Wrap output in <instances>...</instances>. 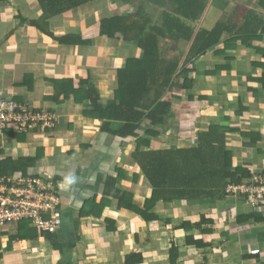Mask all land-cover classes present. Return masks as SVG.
<instances>
[{
	"label": "trees",
	"instance_id": "obj_1",
	"mask_svg": "<svg viewBox=\"0 0 264 264\" xmlns=\"http://www.w3.org/2000/svg\"><path fill=\"white\" fill-rule=\"evenodd\" d=\"M100 1L102 0H39L41 17L29 21L32 27L66 48H91L93 39L97 36L114 43L134 45L138 53L137 57L128 58L126 64L115 72L117 88L106 103L101 88L91 75L81 79L77 87L72 78L50 81L54 91L47 97L48 100L58 105L71 100L76 104H89L90 110L84 115L102 122L101 130L104 133L126 141L132 139L136 143L128 164L118 169V175L108 179L105 199L95 206L99 212H94V215L100 217L101 212L114 199L119 210L139 217L145 225L155 223L164 231L168 229L170 235H184L180 244L171 241L170 264H179L182 250L189 249L208 261L205 250L211 248L213 241L208 240L211 236L213 238L216 231L224 230L220 232L223 237L222 235L229 234L228 225H232L238 229L249 228L251 234L247 237H252V228L264 226V213L258 212L264 206H252L249 192L234 193V189L251 188L255 173L243 165L235 151L229 147L226 129L216 124L199 125L196 130H190L188 136L195 141L188 142L186 147L165 144L166 146L155 149L153 142L162 134L159 127L164 126L172 116V108L178 100L187 99L190 110L197 111L206 107L207 102H212L207 93L197 95L196 87L200 81L194 77L198 74L196 62L212 50L213 56H223L225 63L216 64L213 70L206 71L207 77L234 72L233 63L236 59L231 55L240 43L254 54L255 60L250 68L258 72L257 77L248 78L247 82L255 83L264 90V48L261 47L264 44V11L260 13L241 7L232 12L228 9L232 5L230 3L222 14L224 17L211 30L206 27L198 30L197 25L207 10L208 0H117L132 7L133 11L126 15L101 18L96 30L92 33L89 31L88 35L77 32L56 37L50 31L51 21L62 16L70 17L72 12ZM0 2L4 4L5 0ZM259 5L264 9V0H260ZM21 19L23 23L27 21ZM189 43L191 46L188 50ZM221 44H224L223 49L219 48ZM240 66L245 67L243 64ZM102 67L105 68L104 63ZM26 84L28 88L33 86L31 81L22 85ZM14 102L26 106L21 100ZM53 128H47L43 133H50ZM39 129L32 133H38ZM5 134L16 140L17 144L27 143V134L16 133L10 128ZM181 138L185 140V137ZM241 138L252 143V133H241ZM42 155L43 151H38L35 157L23 156L17 159L3 155L0 158V177L27 176ZM124 174L132 176L128 191L118 187ZM258 174L264 176V170ZM143 180L148 183L149 194L141 201L135 196V187L142 184ZM255 185L259 186L258 183ZM236 194L239 199L234 201ZM229 201L232 203H228ZM175 204L181 206L182 210L185 209L188 216L169 218L162 214L170 211L172 208L169 207ZM204 208L211 212L205 213ZM212 210H217L218 215ZM224 212L228 220L226 216L222 217ZM106 223H110L107 226L108 232L116 230L113 221L108 219ZM14 224H17L16 236L9 237L8 232L0 231V260L5 253L13 251L15 244L34 240L39 234L49 239L55 237V233L34 228L30 221ZM5 236H8L6 247L3 243ZM226 237L219 245H224V249L230 251L233 248L232 238L228 236L230 239L226 240ZM241 248L248 250L241 256V261L254 263L257 256L252 255L247 245ZM143 262L141 254L132 253L126 257V264Z\"/></svg>",
	"mask_w": 264,
	"mask_h": 264
},
{
	"label": "crops",
	"instance_id": "obj_2",
	"mask_svg": "<svg viewBox=\"0 0 264 264\" xmlns=\"http://www.w3.org/2000/svg\"><path fill=\"white\" fill-rule=\"evenodd\" d=\"M216 2L229 4V0H208L207 10L201 20L203 24L197 26L198 30L206 26L211 30L218 21L211 17L225 13L227 7L218 10L216 8L219 6ZM131 11H133L132 7L125 6L120 1L102 0L95 2L93 6L72 12L70 17L56 18L51 21L50 31L56 37L77 32L88 35L89 31L92 33L96 30L101 18L113 17L117 14L126 15ZM40 17L39 0H5L4 4L0 2V101L21 100L31 110L50 114L56 120L50 133L27 134V143L23 146L30 149L29 153L25 154L24 150L23 152L19 150L18 155L17 150L14 158L35 157L38 151H43V157L34 168L29 170L27 176H39L55 185L61 202L58 211L59 228L53 239L39 234L34 240L15 244L13 251L4 254L0 264H126V257L132 253L141 254L144 258L143 264H170V252L161 251L163 245L161 243L165 240H168L169 244L172 240L176 243L178 236L183 234L170 235L155 223L145 225L139 217L119 210L114 199L101 212L100 217L94 215V212H99L95 206L100 205L105 199L104 192L108 179L118 175V169L128 164L129 157L136 148L135 141L122 140L104 133L101 130L102 122L84 115L90 110L89 104H76L71 100L58 105L47 99L54 91L51 80L72 78L77 87L81 79H86L90 75L93 80H99L97 74L102 72L104 78L108 77L114 82L110 87L106 85L107 92H104L105 87L101 89L106 103L117 88L115 72L126 64L128 58L138 56L135 46L123 42L114 43L112 40L96 36L92 47L82 51L94 50L103 55L92 61L87 59L85 62H80L78 48L61 46L30 25V20H38ZM21 18L27 21L23 23ZM82 23H85V29H82ZM67 24H70L72 29H68ZM189 44L188 50L191 46ZM219 47L224 48V44ZM236 49L231 55L236 59L233 63L234 72L207 77L203 74L204 68L202 71L198 69L199 81L205 82L208 86L211 85L210 81H207L208 78L219 79L217 85L222 88L217 90L222 92L213 99L207 94L211 100L216 101L212 105L210 101L207 102L196 119L192 116L193 111L190 108L185 114L192 116L195 121L206 118L207 121L203 120L201 126L216 124L226 129L229 135V147L234 140H237L234 139L235 135L238 134L241 138V133H252V143L243 138L240 143L250 144L252 155L255 156V153L262 151L264 143V90L255 83L247 82L248 78L258 76V72L250 68L255 60L254 54L251 55L249 53L251 50H247L240 43ZM212 53L213 50L208 52L196 62V65L199 67L200 64L205 65L210 61L217 62L216 64L225 63L223 56L214 57ZM228 56L230 57L229 54ZM103 63L105 68L102 67ZM80 64L83 66L82 72L78 69ZM241 64L245 67L240 66ZM26 81H31L33 86L31 88H28L27 84L23 86ZM202 89V94L207 93L206 89ZM176 113V111L172 113L173 115L166 120L168 128L174 126L172 124L174 120L170 121V119L174 116L177 118ZM209 114L210 119L207 117ZM38 135L45 138L41 140L35 138L33 141L28 139ZM181 137H185V140ZM181 137L178 138L180 147H186L188 142L195 141L188 135ZM159 139L160 136L154 140L153 146ZM45 143L52 145L54 152L58 150L57 148L60 151L48 155L46 153L48 145L46 146ZM238 157L241 159L240 156ZM255 160L252 161V165L256 167L257 159ZM246 164L247 167L251 166L247 161ZM129 176L131 175L124 174L118 184V187L124 191L130 189ZM140 186L141 184H138L135 190L138 191ZM108 219L115 224L116 230L113 232L107 230L110 224L106 223ZM9 226L10 224L0 228V231L8 232L9 237L16 236L17 224L14 228ZM8 236L3 238L4 247ZM178 239L183 242L184 237ZM247 240H252V255L257 256L252 264H264V226L252 228V237H247ZM237 249L239 248L233 249L232 253L237 255L240 250ZM190 250H182L181 256H186ZM244 251L248 252V250ZM222 255L223 253L219 256ZM212 260L209 262L229 263L225 260V256L220 257L219 260Z\"/></svg>",
	"mask_w": 264,
	"mask_h": 264
},
{
	"label": "rangeland",
	"instance_id": "obj_3",
	"mask_svg": "<svg viewBox=\"0 0 264 264\" xmlns=\"http://www.w3.org/2000/svg\"><path fill=\"white\" fill-rule=\"evenodd\" d=\"M259 2H260V0H251V1L250 0H229V4L230 3L232 4V5H229L228 4L229 5V8H228V5H224V4H222V2H218V4L216 2V5L219 6V8L217 7L216 9L222 10L225 7H227L229 10L233 11V10H236L237 8L248 7V8H252L251 10H255V11H258V12L261 13L262 11H264V9L259 5ZM231 8H233V9H231ZM223 17L224 16L222 15V16L211 17V18H214L215 20H220ZM78 20H76V21L78 22ZM202 24H203V22L199 23V26H201ZM84 25H85V23H82V25H81L82 26V29H85ZM67 27H68V29L69 28L72 29V26L70 24H67ZM261 47L264 48V44L261 45ZM221 49H223V48H221ZM77 53H78V57H79V61L80 62H85V61H87V59H90L92 61V60H95L96 58H100L101 55H103V53L98 52V51H94V50H90L89 51V50H87L85 52V51H82V49H79L77 51ZM249 53H251V55H252V51L249 52ZM183 61H184V59H183ZM216 63L217 62H211L210 61L208 63L206 62L205 65H203V63H202V64H200L199 67L197 65H195L196 67L195 66L194 67L197 68V69H199V71H202V69L204 68L203 74L206 75V71L207 70H211V69L213 70L214 67H215V65H216ZM204 66H206V67H204ZM79 67L80 68H78V69L81 70V72H82L83 71V66H81V64H80ZM84 67L86 68V64L84 65ZM97 76H98L97 78L99 80L96 81V84H98L101 89H103V87H105L104 88V92H107L106 91V85H108L110 87V85H112L114 83L113 80L112 79L109 80L108 77L107 78H104V74L102 72H101V74H97ZM194 77H196L197 79H200V77L197 76V74L194 75ZM216 80L217 79H211V78L209 79L208 78L207 81H210L209 83L211 84V85H208V86H206L205 85V82H202V81L199 82V83L202 82L200 84L201 86L197 83V86L199 85L198 87H196L197 90H198L197 91L198 92L197 95L202 94V91H203L202 88H204V89H206L207 94L212 97V99L215 96H217V97L220 96L222 90H217V89H221L222 86H218L217 84H219V81L220 80L219 79H218L219 81L218 80L216 81ZM205 81H206V79H205ZM166 97H167L166 99L169 101V97L168 96H166ZM184 97H186V95H184ZM215 101L212 100V102L210 103V105L214 104ZM189 106H190V103L187 102V99H185V100H178L174 104V106L172 108L173 109L172 110V113L174 114V112L176 111L177 112L176 113L177 114V118H175V116H174L173 118L170 119V121L172 119L174 120L173 123H172V124H174V126H172L171 128H168V125H167L168 123H166L164 126L159 127V129H161V131H162L163 134L160 135V138L161 139H159L158 142H156L157 144L156 143L154 144V147H156V148H162V146L164 147L166 145H168V146L169 145H172V146H174V145H181V144L178 143V141H179L178 138L179 137H181L182 135H184V136L185 135L186 136L187 135H190V132H191L190 130H192V129L193 130H196L194 127L199 126L200 123H202L203 120L204 121H207L206 118H202V120H197V121H195L192 118V116L195 117V119L197 117H199L200 113H199V111H197V109H193L192 110L193 111L192 112V116H186L185 112L188 111V109L190 108ZM203 115H204V112H203ZM207 117L210 119L211 115L209 114ZM167 128H168V130H167ZM38 133L41 134V133H43V131L42 130H39ZM33 134H35V133H33ZM35 138L41 140V139H44L45 136L38 135L36 137L34 136L33 138L30 137L28 139L33 141V140H35ZM234 139H237V140L236 141L234 140V142L231 145V148L234 147L233 149H234L235 153L238 156L241 157V161H242L243 165H246L247 166L246 161H247L248 164H251V166H249V167H251L250 169L251 170L253 169L254 170L253 172L255 173L254 176L258 177V175H259L258 172H261V171L264 170V143H263V146H262V153H258L257 152V153L254 154L255 156H253L252 155V152H251L252 151V146H250V144H242V143H240L241 142V138H240V136L238 134L235 135ZM5 140H6V147H8V148H7L6 151L3 152V155L4 156L5 155H9L11 157H15V155H16L15 153L17 152V150H18V155H19V153L22 150H24L25 154H28L29 153V150L30 149H28V147H26V146H23L22 144H17L18 143L17 141H13L12 139H8V138L5 139ZM29 142H31V141H29ZM45 145L46 146L48 145L46 147V153L48 155L54 152L53 149H52V145H49V144H46V143H45ZM8 149H10V150H8ZM12 149H14V150H12ZM57 149L58 150H55V152H59L60 151L59 148H57ZM19 150H20V152H19ZM255 159H257V165H256V167H255V165L254 166L252 165V161L255 160ZM244 160H246V161H244ZM129 177L131 178L132 176H129ZM238 191H245V189L244 188H242V189H240V188L239 189H234V193H237ZM249 193H251V196H252V190H249ZM148 194H149V186H148V183L143 180V182H142L141 186L139 187V190L136 192L135 196H136L137 199L140 198L141 201H142L143 198L146 195H148ZM252 198L254 199L255 197L254 196L251 197L252 206H256L257 204L261 203L259 200H256V201L252 200ZM233 199H234V201L235 200H238L239 199L238 195L236 194V197L233 198ZM228 203H232V202L229 201ZM262 205L264 206V202H262ZM180 207L181 206H178V204H175L173 207H169V209L172 208L170 211L164 212L162 214L166 215L169 218H172V217L175 218L178 215L181 216V217L188 216L187 213H186V211H185V209L182 210V208H180ZM209 210L210 209L204 208L205 213L206 212L207 213H210L211 210L210 211ZM212 212L213 213L214 212L216 213L217 210L216 211H213L212 210ZM258 212L259 213H264V208L259 209ZM216 214L218 215V213H216ZM225 216H226V213L224 212L222 214V217H225ZM229 219H231V218L229 217ZM226 220H228L227 216H226ZM197 221L198 220L196 218L195 219V222H197ZM223 221H224V219H223ZM14 226H15V224H10L9 227L10 228L11 227L14 228ZM227 230H229V234H228V232L226 233L228 235H222L223 237H221L220 232L221 231H224V230H221V231L218 230L214 234L213 238L211 236L210 239L208 240V242H212L213 241L211 248H209L208 250H205L206 255L210 259L209 261H213L212 259H214V260H217L218 259L219 260L220 257L225 256V260H228L229 261V263L227 262L226 264H249V263H245V262H242L241 261V256H243L244 254H246L247 253L246 251L239 250L240 253H238V255L235 254L234 256H232L231 254H234V253H232L233 249H236V248H239L240 249L244 245H247L248 248L250 249V252L252 253V240H249V241L247 240V235H250L251 234V232H249L250 229L249 228H242V229L239 228L238 229V228H235L232 225H230V226L228 225ZM166 231H168V229ZM177 235H179V234H177ZM228 236L230 238H232L231 244L233 245V248H231L230 251L227 248L224 249V245H221V246L219 245V244H221V243H223L225 241V238L224 237H226V240H229L230 238ZM179 237H184V235H179L178 238ZM156 238H159V237H156ZM178 238H177V243L180 244L181 241H178V240H180ZM161 244H163L162 245V248H161V251H164L166 253L172 247V245L169 244V241L168 240H165V242L163 241ZM218 248L221 249V251ZM225 250H226V253H227L226 255L224 254L225 253ZM219 251L221 253H223L222 256H219ZM187 253L188 254H186V256L181 257V259L179 261L180 262L179 264H215L214 262L204 261L203 260V256H198V254L193 253L192 250H190V252L188 251ZM165 257H167V256H165ZM161 259H162V256H161Z\"/></svg>",
	"mask_w": 264,
	"mask_h": 264
},
{
	"label": "built area",
	"instance_id": "obj_4",
	"mask_svg": "<svg viewBox=\"0 0 264 264\" xmlns=\"http://www.w3.org/2000/svg\"><path fill=\"white\" fill-rule=\"evenodd\" d=\"M50 114L34 113L13 100L0 101V153L6 151L5 132L30 134L40 128L43 132L55 126ZM3 154H0V158ZM256 183L259 186L255 185ZM242 189V188H241ZM252 190V200L264 202V176L254 177V184L243 192ZM257 204V205H259ZM61 206L53 182L35 176L0 177V228L20 221H30L34 228L54 234L58 231V211Z\"/></svg>",
	"mask_w": 264,
	"mask_h": 264
}]
</instances>
